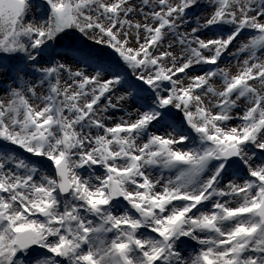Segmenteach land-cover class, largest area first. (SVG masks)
Returning <instances> with one entry per match:
<instances>
[{
    "label": "snow or ice",
    "instance_id": "1",
    "mask_svg": "<svg viewBox=\"0 0 264 264\" xmlns=\"http://www.w3.org/2000/svg\"><path fill=\"white\" fill-rule=\"evenodd\" d=\"M198 2L143 0L160 10L149 13L155 24H141L128 18L130 0H0V75L23 81L32 62L48 84L41 94L23 81L0 100V264H264V158L255 152L264 157V0H210L211 15L177 33ZM213 27L221 31L198 35ZM70 29L118 59L97 56L91 71L39 65ZM246 29L255 34L230 75L218 62ZM169 31L181 54L157 51ZM201 65L215 67L189 74ZM129 95L143 103L107 124L104 114ZM6 146L45 158L52 172ZM232 162L243 182L222 186ZM184 238L199 249L186 255Z\"/></svg>",
    "mask_w": 264,
    "mask_h": 264
},
{
    "label": "rangeland",
    "instance_id": "2",
    "mask_svg": "<svg viewBox=\"0 0 264 264\" xmlns=\"http://www.w3.org/2000/svg\"><path fill=\"white\" fill-rule=\"evenodd\" d=\"M131 4L135 7L136 11L131 13L129 15V19L133 21V23H148V24H155V21L152 20L149 13L153 10L159 11V6L155 5L154 3L145 6L143 4V0H130ZM175 2V0H173ZM213 11L212 3L210 0H199L198 5L190 8L187 10V22L182 23L181 26L176 30L177 33H190L191 29L193 27H197V20L202 23L207 17L211 15ZM148 17L147 19L145 17ZM133 34L135 35V29L133 28L131 30ZM221 31V29H218L217 27H213L208 31H202L198 33V35L201 36L203 39H208ZM255 33L251 30H244V32L241 33V35L237 38L236 41L233 42L232 45L229 46L228 52L224 53V55L221 57L219 63L220 68L226 69L230 75H235L240 67H242V61L246 54L239 53L238 48L240 47V44L243 42H246L247 39L254 35ZM141 40L144 38L143 30H141ZM62 43L59 46L52 45L50 42L45 47V50L39 58L38 64L43 65L44 67L54 65L56 62L66 64L69 68L73 70H79L83 69L85 71H91V68L93 67L96 57L97 56H103L105 60H115L118 59L110 49H107L103 45H97L95 44L91 39L84 36L82 33L75 29H70L66 34H62L61 38ZM131 44L133 47H137L138 45L135 44V40L133 39L131 41ZM169 44H172L173 47L169 49ZM164 50H170L173 51L176 54L182 53L181 45L178 42V37L174 36L172 32H168L164 38L163 45L160 49L157 51H164ZM257 55L259 56L260 53L258 52ZM261 59H264V56H261ZM85 60L88 61V63H85ZM45 61H48V63H45ZM5 64L8 63L7 60L4 61ZM16 63H19L17 61ZM29 65L28 74L24 75L23 81H27L28 83H32L35 81L36 86L41 94H45L48 89V84L45 82L43 85L39 83V73H33L31 71V64L32 62H25ZM23 66V64H21ZM215 66H209V65H201L196 66L193 70L190 71V75H200L203 74L204 71L208 70L209 68H214ZM125 72L127 79L132 82H136L138 84H142V82L135 81V77L132 75V70L127 69L125 66ZM64 79L67 78V73L63 74ZM179 76L184 79L185 83H187V79L184 77V74H179ZM64 79L61 80V83H64ZM215 79V87L217 90H221L223 85L222 82L218 78ZM3 80V81H2ZM23 81H14L12 78H10L9 74H3L0 75V100L7 101L9 92L8 90L12 87H17V85H23ZM144 88H147L146 85H143ZM129 90L127 89V86H117V90L112 94V101L115 103L117 98L121 95H128ZM141 96L146 95V93L141 92ZM150 102V98H149ZM107 101L102 100L101 102V108H103L104 104H106ZM123 107L120 109H110L107 113H105V116H110L112 119L106 120V123L109 125H113L114 123L119 122L121 117L127 118L129 113H134L135 109L139 107L143 101L140 99H135L133 95H129V99L127 102H122ZM243 101H241V107L237 108L235 111L242 114L243 109ZM134 118V116H133ZM239 120H232L229 121V126H236L239 124ZM185 129H187V125L185 124ZM96 130L93 129V132ZM155 131V129H153ZM188 134L191 136H195L194 132H191L190 129H187ZM140 143V142H138ZM10 147L11 151L14 152L19 157L25 159L26 161H30L32 163H35L39 165L41 171L43 173H51L52 168L49 166L50 162L47 161L43 157H39V160L36 159V156H33L30 153L25 152L24 150L16 147V146H6ZM256 158H264L262 157L261 151L256 149ZM51 169V170H50ZM161 172H163V176L165 179L168 177L175 178V173L170 172L168 170H161V169H153L151 170V175L153 177H158L161 175ZM245 175V169L242 165L239 163L234 162L231 167H229L226 171V173L221 178V185L225 186L230 182H237L242 183L241 177ZM178 203V202H175ZM207 210V209H206ZM199 245L195 241H190L187 238H184V243L181 245L182 250L185 252V254H192L194 252V249H199Z\"/></svg>",
    "mask_w": 264,
    "mask_h": 264
},
{
    "label": "trees",
    "instance_id": "3",
    "mask_svg": "<svg viewBox=\"0 0 264 264\" xmlns=\"http://www.w3.org/2000/svg\"><path fill=\"white\" fill-rule=\"evenodd\" d=\"M50 43H51L52 45H55V46L57 47V46L61 45L62 40H61L60 38H58L57 40L52 41V42H50Z\"/></svg>",
    "mask_w": 264,
    "mask_h": 264
},
{
    "label": "water",
    "instance_id": "4",
    "mask_svg": "<svg viewBox=\"0 0 264 264\" xmlns=\"http://www.w3.org/2000/svg\"><path fill=\"white\" fill-rule=\"evenodd\" d=\"M173 112L175 113V110H173ZM180 115H182V114L176 113L177 118H179ZM36 159H39V157H36ZM233 163H234V162H232V164H233ZM52 170H53V169H52Z\"/></svg>",
    "mask_w": 264,
    "mask_h": 264
},
{
    "label": "bare ground",
    "instance_id": "5",
    "mask_svg": "<svg viewBox=\"0 0 264 264\" xmlns=\"http://www.w3.org/2000/svg\"><path fill=\"white\" fill-rule=\"evenodd\" d=\"M3 81V80H2Z\"/></svg>",
    "mask_w": 264,
    "mask_h": 264
}]
</instances>
